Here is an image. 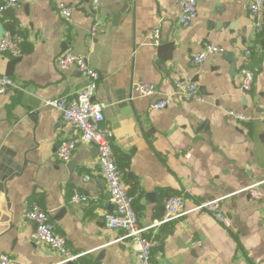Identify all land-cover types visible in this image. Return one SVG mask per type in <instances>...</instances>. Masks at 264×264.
Segmentation results:
<instances>
[{
  "label": "crops",
  "instance_id": "0c3cea01",
  "mask_svg": "<svg viewBox=\"0 0 264 264\" xmlns=\"http://www.w3.org/2000/svg\"><path fill=\"white\" fill-rule=\"evenodd\" d=\"M65 1L73 8L68 21L54 0H22L0 14L3 31L14 29L23 37L22 53L8 74L23 90L0 94V156L13 164L0 182V255L11 264H58L57 253L31 238L34 226L25 211L38 203L70 250L83 253L66 264H134L129 241L120 239L123 232L103 222L113 205L97 148L81 142L69 161L56 157L58 144L78 132L44 101L72 96L85 85L74 66L59 70L54 64L71 51L99 73L94 99L104 105L102 127L111 133L140 225L162 218L166 197L184 198L186 214L147 229L156 240L153 263L264 264V6L254 18L250 0H198L196 17L182 27L178 0H99L101 27L90 37L88 0ZM155 28L156 45L149 38ZM205 44L225 52L192 65V53ZM13 58L0 53V76L7 75ZM244 65L255 74L247 93L239 89ZM187 80L196 83L202 101L174 95L167 107L151 109L154 97L129 99L134 81L154 83L158 97ZM230 110L251 118L237 121ZM251 185L260 199L249 194ZM74 189L88 201L70 202ZM212 198H220L228 226L193 209Z\"/></svg>",
  "mask_w": 264,
  "mask_h": 264
},
{
  "label": "built area",
  "instance_id": "2783aa9c",
  "mask_svg": "<svg viewBox=\"0 0 264 264\" xmlns=\"http://www.w3.org/2000/svg\"><path fill=\"white\" fill-rule=\"evenodd\" d=\"M22 0H3L0 2V14L4 11L14 8L21 3ZM198 0H178L179 15L178 24L187 27L197 15ZM55 8L63 21H68L72 14V6L65 0H54ZM264 6V0H250L248 3V11L252 17L256 18ZM88 12L93 17L89 35L93 37L97 34L101 27L99 20V0H88ZM255 29L257 32L261 30V24L255 21ZM152 44H158L159 29L155 28L150 34ZM23 37L9 30L3 31L0 36V53L7 54L11 57L21 55V42ZM222 46L215 44H205L202 49L192 53L190 61L192 65H199L209 55L224 53ZM245 56H249L251 51L246 49ZM55 66L59 70H65L70 66H74L78 73L85 80V85L74 95H62L54 99L45 100V104L58 109L63 119L77 130V136L62 140L56 149V157L62 162L71 159L78 143L85 142L92 144L97 148V163L99 172L105 179L107 184L108 200L113 205V210L103 214V222L107 228L119 229L123 232L120 239H127L132 248L134 264H154L152 261V247L156 240L146 235L147 229L159 223L171 221L188 212L185 207L184 198L180 195H170L164 200V213L159 221H154L149 226H141L139 218L133 208L134 195L131 194L124 182L123 172L117 167L111 144V133L102 127L103 122V103L94 99V94L98 86L99 73L88 62V59L81 54H75L71 51H64L54 60ZM254 71L244 65L240 68V84L241 91L249 90L254 81ZM10 89L23 90V87L8 75L0 76V94ZM156 85L148 81H134L131 85V93L129 99L136 97L147 98L154 97L149 103L151 109H163L173 102L174 95L180 97L182 101H202L203 96L200 93L195 82L176 81L174 90L171 93L158 96ZM233 119L244 121L250 119V115L228 111ZM90 179V175H85L84 180ZM249 194L254 199L261 198V192L251 185ZM89 197L74 189L70 196V202L81 204L87 202ZM193 209L207 211L219 223L228 226L230 218L223 210L220 204V198H212L200 202ZM25 217L33 223L32 240L40 245L48 246L52 251L60 257L58 264H66L77 261L83 253H74L70 250L66 243V238L57 232L51 222L48 213L38 204L32 203L26 208ZM0 264H11V259L5 255H0ZM80 264H89L82 262ZM193 264H205L202 262H194Z\"/></svg>",
  "mask_w": 264,
  "mask_h": 264
},
{
  "label": "water",
  "instance_id": "95a60500",
  "mask_svg": "<svg viewBox=\"0 0 264 264\" xmlns=\"http://www.w3.org/2000/svg\"><path fill=\"white\" fill-rule=\"evenodd\" d=\"M2 33H3V26L0 25V36L2 35ZM156 49H157V54H158L159 51L161 50V46L157 45ZM227 57L231 59L232 53L228 52ZM18 60H19V57H14L13 59L10 60L7 66V71H6L7 75L11 74V68L13 64L17 62ZM244 92L247 93L248 90H245ZM12 165L13 164L11 163V160H8L6 157L0 156V182H3L6 178H8L11 175V174H8V172L11 171ZM71 165L72 164L68 165L69 169L71 168Z\"/></svg>",
  "mask_w": 264,
  "mask_h": 264
},
{
  "label": "trees",
  "instance_id": "16d2710c",
  "mask_svg": "<svg viewBox=\"0 0 264 264\" xmlns=\"http://www.w3.org/2000/svg\"><path fill=\"white\" fill-rule=\"evenodd\" d=\"M15 30L13 29L12 32H14Z\"/></svg>",
  "mask_w": 264,
  "mask_h": 264
}]
</instances>
